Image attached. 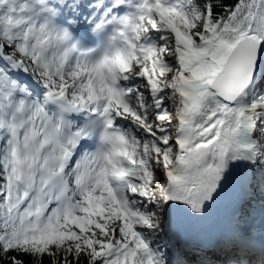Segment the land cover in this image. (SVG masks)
Wrapping results in <instances>:
<instances>
[{"label": "snow or ice", "instance_id": "snow-or-ice-1", "mask_svg": "<svg viewBox=\"0 0 264 264\" xmlns=\"http://www.w3.org/2000/svg\"><path fill=\"white\" fill-rule=\"evenodd\" d=\"M0 264H264V0H0Z\"/></svg>", "mask_w": 264, "mask_h": 264}]
</instances>
